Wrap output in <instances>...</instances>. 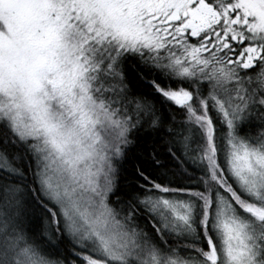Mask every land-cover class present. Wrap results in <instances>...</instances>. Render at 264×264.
Returning a JSON list of instances; mask_svg holds the SVG:
<instances>
[{
	"label": "snow or ice",
	"instance_id": "obj_1",
	"mask_svg": "<svg viewBox=\"0 0 264 264\" xmlns=\"http://www.w3.org/2000/svg\"><path fill=\"white\" fill-rule=\"evenodd\" d=\"M0 264H264V0H0Z\"/></svg>",
	"mask_w": 264,
	"mask_h": 264
}]
</instances>
